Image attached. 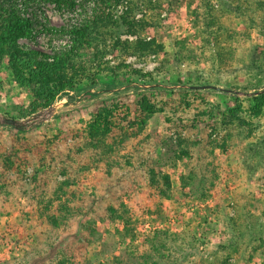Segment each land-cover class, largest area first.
Listing matches in <instances>:
<instances>
[{
  "label": "rangeland",
  "instance_id": "374dc122",
  "mask_svg": "<svg viewBox=\"0 0 264 264\" xmlns=\"http://www.w3.org/2000/svg\"><path fill=\"white\" fill-rule=\"evenodd\" d=\"M23 1L28 2L26 7ZM153 3L158 9L144 13L148 22L156 27L137 36L121 38L133 42L155 39L165 53L152 54L142 60L110 53L104 61L113 67L123 62L131 67L129 70L155 74L157 82L149 84L142 77L132 82L101 79L93 87L60 95L51 106L54 111L27 123L24 131L0 124V264H62L63 261L66 264L70 262L71 250L77 264H114L116 257L126 264H145L142 254L152 258L148 264H224L234 250L236 253L229 264H264V247L260 248L258 242L248 244L247 239H243L239 250L231 248L228 242L233 229L229 219L237 221L243 215L252 214L264 222V160L254 161L255 171L245 165L249 161L250 144H254L263 132L243 140L234 129L213 132L215 127L209 126H200L198 131L170 126L168 130L166 116L158 114L139 137L118 145L114 154L103 155L102 160L100 149L85 147L83 133L89 130L91 115L100 106L113 100L131 103L136 95L156 94L162 90L167 93L188 90L191 94L194 91L185 88L190 85L178 83L176 75L185 82L193 72L211 68L212 49L204 45L206 37L203 34L206 3L203 0H153ZM210 4L218 8L220 2L212 0ZM18 5L33 19L38 30H44L34 41L20 40V47L48 54L70 49L72 39L61 33L62 28H70L81 11L85 20H89L96 8L93 0H78L70 9H58L48 0H20ZM125 9L119 7L116 16H121ZM143 15L139 14L137 19ZM244 20L233 15L222 20L229 33L234 34L233 40L225 45L233 54L227 57L221 76L228 83L216 87L254 92L234 88L235 85L243 87L250 80L242 63L246 51L255 45L264 46L263 37L256 29L249 30ZM185 41H188L186 52L181 44ZM94 52L83 51L82 61L93 65ZM179 53H182L181 58L187 59L176 60L175 54ZM158 70L167 75L169 83L159 81L161 73ZM88 91L96 97L88 98L85 95ZM207 93L209 103L222 102L216 91ZM31 100L30 94L18 86L4 65L0 72V115L29 122L50 108L29 114ZM197 104L201 106L200 102ZM21 131L33 143L46 144L45 150L27 158L30 164L24 167V174L6 167L12 146L20 148L15 139L16 132ZM62 132L67 133V140L57 139ZM75 133L80 135L76 139L73 138ZM209 135H212L210 140ZM180 140L200 143L195 148L190 146L191 157L186 161L177 159ZM221 145L225 148H220ZM127 162H130L129 167ZM155 164L172 181V198L161 203L151 197L149 185V169ZM190 174L193 179H188L189 184L183 189L180 176L188 178ZM121 201L130 208L134 224L144 233L139 234V241L122 246L118 238H108L106 231L114 233L115 230L112 223H98V235L90 237L86 229L88 222L95 217L108 216L107 209L119 208ZM89 205H94L95 215L84 217ZM156 206L163 209L162 218L150 213ZM79 208H84L83 212ZM48 216H56L59 225L53 226ZM162 231L166 235L161 234L160 240L167 248L158 254L145 238ZM79 236L88 238L91 243L87 246L85 241H77ZM253 251L256 256L249 262Z\"/></svg>",
  "mask_w": 264,
  "mask_h": 264
},
{
  "label": "trees",
  "instance_id": "16d2710c",
  "mask_svg": "<svg viewBox=\"0 0 264 264\" xmlns=\"http://www.w3.org/2000/svg\"><path fill=\"white\" fill-rule=\"evenodd\" d=\"M18 1L20 0H0V72L6 65L18 86L30 94L32 100L29 104V114L48 109L63 93L69 95L70 92L89 86L93 87L101 79L131 81L136 77H142L149 84L158 81L155 74H142L138 70H129L131 67L123 62L119 66L113 67L104 61L110 53H118L121 57L136 56L141 60L152 54L165 53L164 47L157 44L155 39L133 42L121 38L122 36H137L141 32L156 27L155 24H151L152 22H148L144 13L146 10L155 12V9H158V5H154L153 0H93L96 3V8L89 20L86 19L80 25L61 30L63 35H68L72 39L70 49L55 50L52 54L37 49L24 50L20 47V40L34 41L44 30H38L32 18L22 15L24 13L19 9ZM48 1L58 9H70L75 7L78 0ZM211 1L203 0L207 8L206 17L202 20L204 23L203 34L206 37L204 45L210 46L212 49L211 68L205 72H193L189 80L185 82L177 74L178 83L188 84L189 87L218 86L228 83H225L221 76L225 71L224 67L227 65L228 58L233 54L230 48H226L225 45L233 40L234 34L229 33L228 28L222 24L224 18L233 15L236 18L245 19L244 22L248 29L251 31L256 29L264 39V0H219L218 8L212 6ZM27 3L23 1V6L26 7ZM121 6L126 9L121 16H116L115 11ZM139 14L144 15L138 20ZM45 31L52 32L49 29ZM187 42L181 43L185 52ZM92 50L95 51L94 64L84 63L80 55L83 51ZM180 56L182 57V53L175 54L176 60L187 59L184 58L185 56L183 58ZM242 63L250 80L243 87L235 85L234 88L255 92L262 90L264 88V46L250 47L246 51ZM157 72L160 74L161 70ZM160 77V82L169 83L165 73H161ZM191 91L194 92L189 94L188 90H183L179 93H167L166 90H162L156 94L136 95V100L131 103L124 100H113L100 106L91 115L89 130L83 133L86 139L85 147L93 148V150L100 149L99 157L102 160L103 155L114 154L118 145L139 137L155 115L164 114L168 130H170V126L175 129L193 131H198L200 126L207 128L209 126L210 128L215 127L213 132H217V129H234L239 132V137L243 140L249 139L255 133L258 135L263 132L262 136L254 144H250L248 149L250 156L245 165L250 171H255L254 161L264 160V94L252 98L228 97L219 94L217 97L222 102L211 104L207 101L210 96L207 92L210 90ZM85 95L88 98L96 97L91 91L85 92ZM198 102L201 106H198ZM206 118L208 120H205ZM16 135L15 141L20 148L12 146L11 152L7 154L6 167L8 170L24 174V167L30 164L27 162V158L45 150L46 144L43 142L33 143L23 131L16 132ZM67 136L66 132H62L57 136V139L67 140ZM79 136V133H75L73 138L76 139ZM211 136L209 135V140ZM199 145V142L180 140L181 150L177 159L186 161V158L191 157L190 146L195 148ZM220 148L225 147L221 145ZM129 166L130 162H127V167ZM159 167L158 164H155L149 169V185L154 195L151 197L157 198L161 203L163 200H171L172 181L171 177ZM64 172L66 173V171ZM188 179H193L191 174L188 178L180 176L183 189L187 188ZM58 199L60 198L58 197ZM161 206L154 207L150 213L162 218L163 209ZM64 208L68 213L71 212L68 211V208ZM85 209L84 217L95 215L94 205H89ZM83 210L84 208H79L80 212ZM106 214L108 216L104 214L105 217H95L94 220L88 222L86 229L90 237L98 235L96 229L98 223L101 225L114 224V233L111 230H107L106 233L108 238H118L122 246L126 243L134 245L139 241V234H144L134 224L131 210L123 201L120 202L119 208L109 207ZM48 220L53 226L59 225L56 216H48ZM229 222L233 227L231 230L233 235L231 234L228 241L231 248L239 250L243 239H247L248 244L258 242L260 248L264 247V222L261 218L247 214L237 221L229 219ZM161 234L166 235L165 231H162L155 232L153 237L145 238V242L158 254L167 248L166 243L160 240ZM77 241H85L87 246L91 243L88 238L84 239L81 236L77 238ZM138 248H135L133 252ZM62 250L65 251L63 248ZM231 253L224 264H229V260L236 252L234 250ZM237 253L239 252L237 251ZM255 256L256 251H253L248 261L252 262ZM73 258L71 250L70 262L66 264H77ZM151 259L150 255L142 254V261L145 264H148ZM113 262L114 264H126L118 257L114 258ZM64 263L63 261L62 264ZM104 264H110V262Z\"/></svg>",
  "mask_w": 264,
  "mask_h": 264
},
{
  "label": "water",
  "instance_id": "95a60500",
  "mask_svg": "<svg viewBox=\"0 0 264 264\" xmlns=\"http://www.w3.org/2000/svg\"><path fill=\"white\" fill-rule=\"evenodd\" d=\"M185 88H188L191 90H200V91L213 90V91H216L218 94L243 97V98H252V97H257V96L264 94V88L260 91H257V92H255V91L254 92H241L238 90L223 89V88H219L216 86H207V87H204V86L203 87H201V86L187 87V86H185ZM53 111H54L53 107L52 108L50 107L49 110L39 113L37 116H35L29 122L14 120V119L7 118V117L0 115V124L5 126V127H8V128H13L15 130H23L24 131L26 129L27 123L36 121V119H38L40 116H44L47 114V112H53Z\"/></svg>",
  "mask_w": 264,
  "mask_h": 264
},
{
  "label": "built area",
  "instance_id": "2783aa9c",
  "mask_svg": "<svg viewBox=\"0 0 264 264\" xmlns=\"http://www.w3.org/2000/svg\"><path fill=\"white\" fill-rule=\"evenodd\" d=\"M91 5H93V3H91ZM24 13V12H23ZM23 16H27V17H29L30 18V16H28L27 14H22ZM85 20V17H83V15H82V11H81V14H77L76 15V19H75V21H74V24L72 25V26H70V28H72V27H74V26H77V25H80L83 21ZM68 38L69 39H71L70 38V36H68Z\"/></svg>",
  "mask_w": 264,
  "mask_h": 264
}]
</instances>
